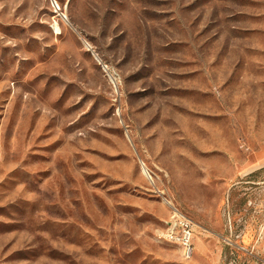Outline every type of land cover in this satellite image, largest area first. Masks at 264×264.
I'll return each mask as SVG.
<instances>
[{
	"label": "rangeland",
	"instance_id": "rangeland-1",
	"mask_svg": "<svg viewBox=\"0 0 264 264\" xmlns=\"http://www.w3.org/2000/svg\"><path fill=\"white\" fill-rule=\"evenodd\" d=\"M50 1L0 0V264H264V0Z\"/></svg>",
	"mask_w": 264,
	"mask_h": 264
},
{
	"label": "built area",
	"instance_id": "built-area-1",
	"mask_svg": "<svg viewBox=\"0 0 264 264\" xmlns=\"http://www.w3.org/2000/svg\"><path fill=\"white\" fill-rule=\"evenodd\" d=\"M52 8H57L55 0H51ZM157 236L160 240L177 245L181 249L182 257L190 260L194 254V224L177 208L170 206V213L163 228Z\"/></svg>",
	"mask_w": 264,
	"mask_h": 264
},
{
	"label": "bare ground",
	"instance_id": "bare-ground-1",
	"mask_svg": "<svg viewBox=\"0 0 264 264\" xmlns=\"http://www.w3.org/2000/svg\"><path fill=\"white\" fill-rule=\"evenodd\" d=\"M56 29H58V28H56ZM142 171H143V173L145 174V170L142 168Z\"/></svg>",
	"mask_w": 264,
	"mask_h": 264
},
{
	"label": "crops",
	"instance_id": "crops-1",
	"mask_svg": "<svg viewBox=\"0 0 264 264\" xmlns=\"http://www.w3.org/2000/svg\"><path fill=\"white\" fill-rule=\"evenodd\" d=\"M262 230H264V225H262ZM193 243H194V240H193Z\"/></svg>",
	"mask_w": 264,
	"mask_h": 264
}]
</instances>
